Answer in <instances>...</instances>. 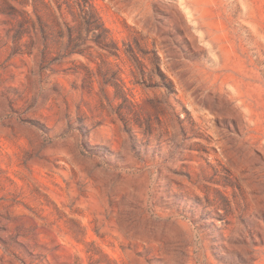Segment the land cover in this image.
I'll list each match as a JSON object with an SVG mask.
<instances>
[{"label": "rangeland", "instance_id": "374dc122", "mask_svg": "<svg viewBox=\"0 0 264 264\" xmlns=\"http://www.w3.org/2000/svg\"><path fill=\"white\" fill-rule=\"evenodd\" d=\"M4 1L0 264H264V0H92L93 54Z\"/></svg>", "mask_w": 264, "mask_h": 264}, {"label": "trees", "instance_id": "16d2710c", "mask_svg": "<svg viewBox=\"0 0 264 264\" xmlns=\"http://www.w3.org/2000/svg\"><path fill=\"white\" fill-rule=\"evenodd\" d=\"M19 2L23 9H18L9 0H5L4 4L19 11L22 22L29 19L27 7H32V12L41 26L46 51L59 41L65 44L67 54H93L94 45L110 52L116 49L111 33L92 0H19ZM22 36L23 31H20L18 38Z\"/></svg>", "mask_w": 264, "mask_h": 264}]
</instances>
